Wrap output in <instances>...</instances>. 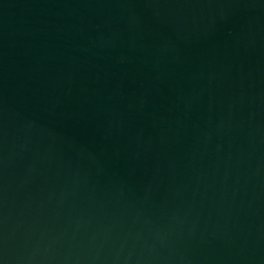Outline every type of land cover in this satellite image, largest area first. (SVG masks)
Masks as SVG:
<instances>
[{
  "label": "water",
  "instance_id": "obj_1",
  "mask_svg": "<svg viewBox=\"0 0 264 264\" xmlns=\"http://www.w3.org/2000/svg\"><path fill=\"white\" fill-rule=\"evenodd\" d=\"M0 264H264V0H0Z\"/></svg>",
  "mask_w": 264,
  "mask_h": 264
}]
</instances>
